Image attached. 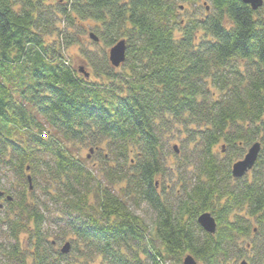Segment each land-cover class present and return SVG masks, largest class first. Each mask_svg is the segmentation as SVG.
Segmentation results:
<instances>
[{"label":"trees","instance_id":"trees-1","mask_svg":"<svg viewBox=\"0 0 264 264\" xmlns=\"http://www.w3.org/2000/svg\"><path fill=\"white\" fill-rule=\"evenodd\" d=\"M202 1L0 0V264H264V3ZM179 2L195 6L184 21ZM85 23L105 47L126 41L123 72L105 53H83L95 81L71 67ZM174 133L196 165L189 185L178 160L168 189Z\"/></svg>","mask_w":264,"mask_h":264},{"label":"rangeland","instance_id":"rangeland-1","mask_svg":"<svg viewBox=\"0 0 264 264\" xmlns=\"http://www.w3.org/2000/svg\"><path fill=\"white\" fill-rule=\"evenodd\" d=\"M202 8H204L205 6L209 5L207 4V0H203L201 3L199 2L198 6H200ZM177 6H179L180 9H178V14H177V19L178 20H185L186 14L187 13H192L194 11L195 6H189L187 3H182L179 2L177 3ZM201 7H199L198 11L200 12L202 9ZM93 29H95L93 27V25L91 23L87 24H83L82 26H79V28H77L76 30H73V32H77L76 35H78V39L79 42L77 45H72L70 47H68L65 51L64 54L66 55L67 60L69 61V64L71 65V67H73L76 71H78L80 68H83L85 72L89 73V78L90 80H94L95 78L92 75V71L90 69V67H88V65L86 64V62H84V57H83V53H90L95 57H101L103 53L106 54L108 53V50L110 49V47H105L98 39L97 35L94 33ZM90 34H92L94 37H96L98 39L97 42H95L92 38H90ZM84 60V61H83ZM125 66H121L120 68L114 69V72L116 73H121L124 71ZM185 138L184 135H175L171 136L170 138H168L166 140L167 142V147H166V151L167 152H171L172 155H170L169 158V164L170 166H172L173 168V172L171 176H167V180L165 181L168 189L169 187L172 186V183H174L175 181H178V172L176 171V164L177 161L180 159H183L185 156H188L189 158V168L188 170H186L185 172L181 173V178L182 180H185L186 182L189 181V185L194 183V179L192 177L194 172V167H195V162L193 160L194 155L189 154L191 150H183L182 149V143L181 141ZM223 146V144H219L216 148H215V153L219 156L220 160H223L225 157L228 156V154H224L222 153L220 155V148ZM176 150V154L174 153V151ZM80 155L83 158H86L89 162L88 165L92 167H96L95 161L92 158V155L89 152V148H83L80 151ZM176 157H173V156ZM178 158V159H177ZM169 174V173H168ZM4 173H0V183L2 184L3 188L7 189L9 186V181L11 180L10 177H7L6 175L4 176ZM250 175V173L247 174V176ZM232 183H234V181H232ZM43 182H40V185L38 187V189L35 192V195L38 197H42V189ZM43 198V197H42ZM48 207L50 208V211L53 212L54 211V206L52 204H47ZM134 213H136L142 220L145 221V223L147 225H151L153 220H154V215L151 213L150 210L147 209V207L145 205H141L139 207V209L134 210ZM71 237V236H69ZM70 238H67V241H69ZM72 239V238H71ZM1 241V239H0Z\"/></svg>","mask_w":264,"mask_h":264},{"label":"water","instance_id":"water-1","mask_svg":"<svg viewBox=\"0 0 264 264\" xmlns=\"http://www.w3.org/2000/svg\"><path fill=\"white\" fill-rule=\"evenodd\" d=\"M244 4L248 5L253 11L258 10L262 7L264 0H241ZM90 38H92L95 42L98 41L96 37L90 34ZM126 52H127V44L124 39L117 41L114 45L110 47L107 53L108 61L110 65L116 69L119 68L121 65L124 64L126 60ZM79 73H84L85 78H89V73L84 72L83 68H80ZM92 150H90L91 152ZM176 151V150H175ZM260 152V144L254 143L251 147L247 150L244 157L235 162L231 166V175L234 179H241L244 177L248 172L252 170L254 167L258 154ZM28 182L30 184V190L32 189L31 186V178L28 177ZM2 192H0V197L2 196ZM7 200L10 201L11 198L7 197ZM197 224L203 229L204 232L213 235L216 231L217 224L215 218L209 212H203L197 217ZM70 251V244L67 242L61 248L62 254H68ZM182 264H198V262L191 256L187 254L182 259ZM241 264H247L245 261L241 262Z\"/></svg>","mask_w":264,"mask_h":264},{"label":"flooded vegetation","instance_id":"flooded-vegetation-1","mask_svg":"<svg viewBox=\"0 0 264 264\" xmlns=\"http://www.w3.org/2000/svg\"><path fill=\"white\" fill-rule=\"evenodd\" d=\"M4 194H5V193L3 192V195L0 197V204H1V205H3V204H4V201H5V197H6V195H4ZM1 205H0V209H1V207H2Z\"/></svg>","mask_w":264,"mask_h":264}]
</instances>
